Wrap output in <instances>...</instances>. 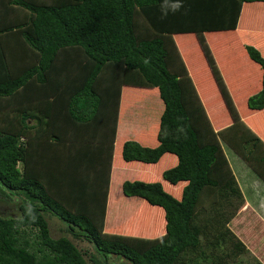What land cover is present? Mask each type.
Listing matches in <instances>:
<instances>
[{
    "label": "trees",
    "instance_id": "16d2710c",
    "mask_svg": "<svg viewBox=\"0 0 264 264\" xmlns=\"http://www.w3.org/2000/svg\"><path fill=\"white\" fill-rule=\"evenodd\" d=\"M224 144L264 181V0H0V264H264Z\"/></svg>",
    "mask_w": 264,
    "mask_h": 264
},
{
    "label": "rangeland",
    "instance_id": "374dc122",
    "mask_svg": "<svg viewBox=\"0 0 264 264\" xmlns=\"http://www.w3.org/2000/svg\"><path fill=\"white\" fill-rule=\"evenodd\" d=\"M135 124L131 120H126L121 127V134L132 135L135 131ZM225 153L231 163L233 171L237 177L239 185L244 194L247 204L252 207L263 219H264V181L259 178L247 164L232 150L229 146L224 144ZM117 177L127 178V174L124 172L117 173ZM0 215L3 217H18L20 215L18 204L16 201L7 199L0 195ZM122 217V215L120 216ZM125 218V215L122 217ZM120 219V218H119ZM52 232L55 237L62 234V225L59 219H50ZM64 224V223H63ZM79 247L83 251L92 252L93 248L86 242H78ZM244 264L252 263L255 260L253 252L250 250L249 253L242 256ZM112 262H119V264H131L117 258H113Z\"/></svg>",
    "mask_w": 264,
    "mask_h": 264
},
{
    "label": "clouds",
    "instance_id": "9594fccd",
    "mask_svg": "<svg viewBox=\"0 0 264 264\" xmlns=\"http://www.w3.org/2000/svg\"><path fill=\"white\" fill-rule=\"evenodd\" d=\"M174 7L178 9L180 7V5L179 4H176Z\"/></svg>",
    "mask_w": 264,
    "mask_h": 264
},
{
    "label": "water",
    "instance_id": "95a60500",
    "mask_svg": "<svg viewBox=\"0 0 264 264\" xmlns=\"http://www.w3.org/2000/svg\"><path fill=\"white\" fill-rule=\"evenodd\" d=\"M13 218H17V217H13Z\"/></svg>",
    "mask_w": 264,
    "mask_h": 264
}]
</instances>
